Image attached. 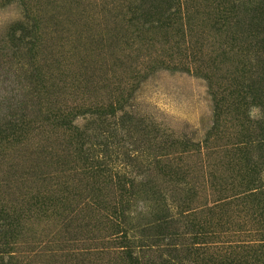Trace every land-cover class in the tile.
Returning a JSON list of instances; mask_svg holds the SVG:
<instances>
[{
	"label": "rangeland",
	"instance_id": "obj_1",
	"mask_svg": "<svg viewBox=\"0 0 264 264\" xmlns=\"http://www.w3.org/2000/svg\"><path fill=\"white\" fill-rule=\"evenodd\" d=\"M4 240L3 264H264V0H0Z\"/></svg>",
	"mask_w": 264,
	"mask_h": 264
},
{
	"label": "trees",
	"instance_id": "obj_2",
	"mask_svg": "<svg viewBox=\"0 0 264 264\" xmlns=\"http://www.w3.org/2000/svg\"><path fill=\"white\" fill-rule=\"evenodd\" d=\"M9 125L11 126L12 124L9 123L6 126L9 127ZM15 127L20 129L21 126L15 125ZM9 131H11L10 134L13 135L14 132H15V129L11 127V128H8V133H9ZM114 177L117 178V176H114ZM123 178H124V176H123ZM124 181H122V179L118 178V182L122 183L123 184L122 186L125 185ZM110 229H113L115 231L114 234H113V236H114L113 240H110L111 241L110 243L111 244L113 243L117 247H120L122 249V251L120 253L124 257H126V259H128L129 261L132 260V262H136L137 260H139L141 258V253L144 252V251H142V249H143L142 245H140V244L139 245H135V242L133 240L127 239L126 236L123 235V233L119 235L118 234L119 232L117 230L118 229L117 224H111ZM212 236H211V238H212ZM3 239H4V237H3ZM203 240H205L206 242H203ZM192 241L193 242H191L189 244H191V245H193V247H195V248H193L194 252L195 253H199L201 255L202 254L205 255V253L208 250H217L218 251L219 249L225 250L226 252L228 251L229 255L234 254L236 249H241L242 252L252 253L250 250H252V248H253V247H249V249L244 250L243 247L237 246V245H233V246L227 245V247L213 246L212 243H215V241H212L210 238H207L205 236V234L202 233V232H195L193 237H192ZM216 242H219V241H216ZM220 242L222 243V241H220ZM227 242H229V241H227ZM0 243H1L0 244V249H2L0 251V255L2 256V258H0V264H3L2 263V259H3V255L5 254V252L3 250L6 248L7 244H6L5 240H4V242H0ZM263 246L264 245H261V246H258L257 248L260 249V247H263ZM190 248H192V246H190L189 249H187V250H190ZM149 250H152V249L149 248ZM139 252H140V254H139ZM151 252H157V251H151ZM255 252L256 251H254V253ZM7 258H8L7 262H11L14 259L12 256H9ZM209 258H212V257H209ZM185 261L189 262V264H211V259L205 260L203 258L195 260V258L192 259V258L188 257V258H186ZM254 263H256V260H255ZM212 264H253V263H250L248 261V254L241 253L239 255V253H237L232 258H230V257H220L219 256V259L215 260V262H213Z\"/></svg>",
	"mask_w": 264,
	"mask_h": 264
}]
</instances>
